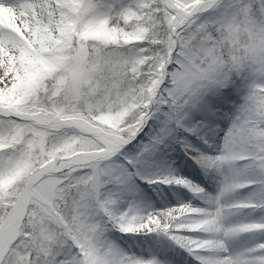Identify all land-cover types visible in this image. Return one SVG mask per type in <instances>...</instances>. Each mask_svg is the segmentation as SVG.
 Masks as SVG:
<instances>
[{
	"label": "snow or ice",
	"instance_id": "6c2138e0",
	"mask_svg": "<svg viewBox=\"0 0 264 264\" xmlns=\"http://www.w3.org/2000/svg\"><path fill=\"white\" fill-rule=\"evenodd\" d=\"M0 264H264V0H0Z\"/></svg>",
	"mask_w": 264,
	"mask_h": 264
}]
</instances>
